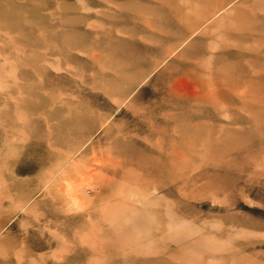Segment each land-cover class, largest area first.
<instances>
[{
    "label": "rangeland",
    "instance_id": "obj_1",
    "mask_svg": "<svg viewBox=\"0 0 264 264\" xmlns=\"http://www.w3.org/2000/svg\"><path fill=\"white\" fill-rule=\"evenodd\" d=\"M0 264H264V0H0Z\"/></svg>",
    "mask_w": 264,
    "mask_h": 264
},
{
    "label": "bare ground",
    "instance_id": "obj_2",
    "mask_svg": "<svg viewBox=\"0 0 264 264\" xmlns=\"http://www.w3.org/2000/svg\"><path fill=\"white\" fill-rule=\"evenodd\" d=\"M211 13V12H210ZM210 13H208V14H210ZM211 15V14H210ZM193 85V84H192ZM183 86V85H182ZM193 89H195L194 87H193ZM199 90V89H198ZM106 153H107V151H105ZM109 153V152H108ZM107 153V154H108ZM100 160V159H99ZM93 161H95V159L93 160ZM105 161V160H104ZM104 161H102V163L104 162ZM98 162V161H97ZM99 163H101V162H99ZM108 163V162H107ZM106 163V164H107ZM110 163V162H109ZM100 165V164H99ZM109 165V164H108ZM103 166H105V165H103ZM106 167V166H105ZM80 170V169H79ZM85 172H88V171H85ZM80 174H82V173H80ZM87 176V175H86ZM94 176V175H93ZM84 177V176H83ZM89 179V178H88ZM78 181V180H77ZM89 181V180H88ZM64 182V181H63ZM69 182V181H68ZM86 182V181H85ZM82 183V182H81ZM83 183H84V181H83ZM68 184H70V183H68ZM62 185H63V183H62ZM76 185V184H75ZM66 186H67V184H66ZM69 186V185H68ZM74 186V185H73ZM72 186V187H73ZM62 187V186H61ZM78 187H80L79 186V184H78ZM70 188V187H69ZM77 188V187H76ZM76 188H72V190H74V189H76ZM63 190V189H62ZM75 191V190H74ZM77 193V192H76ZM134 193V192H133ZM71 194V193H70ZM132 195H134V194H132ZM133 197V196H132ZM74 199H75V197H74ZM82 199V198H81ZM78 201V200H77ZM82 202V201H81ZM85 203V202H84ZM75 204V203H74ZM79 205V204H78ZM98 261V260H97Z\"/></svg>",
    "mask_w": 264,
    "mask_h": 264
}]
</instances>
